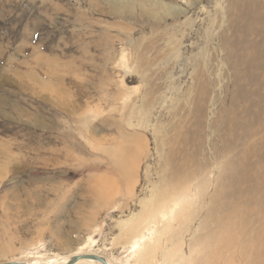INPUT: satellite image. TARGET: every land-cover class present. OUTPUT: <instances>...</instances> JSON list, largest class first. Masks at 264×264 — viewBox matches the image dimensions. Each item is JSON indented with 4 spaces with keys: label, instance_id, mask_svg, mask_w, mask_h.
<instances>
[{
    "label": "rangeland",
    "instance_id": "obj_1",
    "mask_svg": "<svg viewBox=\"0 0 264 264\" xmlns=\"http://www.w3.org/2000/svg\"><path fill=\"white\" fill-rule=\"evenodd\" d=\"M263 178L264 0H0V264H264Z\"/></svg>",
    "mask_w": 264,
    "mask_h": 264
},
{
    "label": "bare ground",
    "instance_id": "obj_2",
    "mask_svg": "<svg viewBox=\"0 0 264 264\" xmlns=\"http://www.w3.org/2000/svg\"><path fill=\"white\" fill-rule=\"evenodd\" d=\"M253 148V147H252ZM264 179V178H263ZM255 186V185H254ZM232 195V194H231ZM215 196H217V195H215ZM236 196V195H235ZM259 196V195H258ZM257 196V197H258ZM260 197V196H259ZM242 200V199H241ZM237 201V200H236ZM238 202V201H237ZM263 202V201H262ZM241 205V204H240ZM260 206V205H259ZM239 207V206H238ZM264 208V207H263ZM225 210V209H224ZM240 210H242V209H240ZM246 211V210H245ZM255 212V211H254ZM253 212V213H254ZM229 216H227V218H226V220H225V223L226 222H228V223H234L233 221H236L237 222V228H238V231H239V235L237 234V236H233V232L234 231H232L231 233H230V237H227L226 236V238H227V240L226 241H229V245L228 244H226V245H224L223 247L221 246V244H222V242H223V237H222V232H216V234L215 235H217V242L219 243L218 245L220 246V252L219 253H224V252H227V253H229V252H231V251H234V252H238V250H237V245H233V243H235V242H237V240L240 242L241 241V248H240V251H241V254L242 255H234V256H232V258L230 259V262L231 263H236V261H240V263H242V264H244V234H243V232H241V230L244 228V224H246V220L244 221V217H240L241 216V213L239 212V210L238 209H233L231 212H230V214H228ZM240 215V216H239ZM245 215H248V214H245ZM155 217V216H154ZM156 218V217H155ZM212 219V218H211ZM215 220V219H214ZM223 220V219H222ZM220 221H221V219H220ZM227 224V223H226ZM235 224V223H234ZM200 228H201V226H200ZM239 229H241V230H239ZM231 230H233L232 228H231ZM131 231H134L133 229L131 230ZM215 231V230H214ZM242 244H243V246H242ZM216 249V248H215ZM136 253H138V251L136 252ZM146 253H147V251L146 252H144L143 254H141V256H140V260L141 261H143L144 260V258H145V256H146ZM83 255H96V256H100V255H97V254H95V253H91V252H82V253H76L73 257H75V256H83ZM221 254H218L217 252H216V257L218 258L219 256H220ZM100 257H102V256H100ZM102 258H104V257H102ZM207 258V257H206ZM72 259V258H71ZM71 259H68V258H65V259H63L62 261H57V260H49V261H46V262H43V261H41V260H35V261H33V262H20V263H22V264H68L69 262H70V260ZM106 261H107V263L108 264H110V262H109V260L108 259H106V258H104ZM187 260H189V259H187ZM76 264H102V263H100V262H98V261H95V260H89V259H83V260H80L78 263H76Z\"/></svg>",
    "mask_w": 264,
    "mask_h": 264
},
{
    "label": "water",
    "instance_id": "obj_3",
    "mask_svg": "<svg viewBox=\"0 0 264 264\" xmlns=\"http://www.w3.org/2000/svg\"><path fill=\"white\" fill-rule=\"evenodd\" d=\"M83 259L95 260V261H98L102 264H108L104 258H102L100 256H96V255L75 256L70 260V262L68 264H76L80 260H83ZM2 264H22V263H20V262L9 263V262H7V263H2Z\"/></svg>",
    "mask_w": 264,
    "mask_h": 264
}]
</instances>
